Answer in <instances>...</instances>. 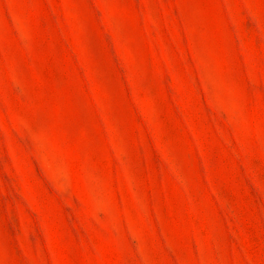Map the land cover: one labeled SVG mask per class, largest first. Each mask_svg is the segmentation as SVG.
<instances>
[{
  "label": "rangeland",
  "instance_id": "1",
  "mask_svg": "<svg viewBox=\"0 0 264 264\" xmlns=\"http://www.w3.org/2000/svg\"><path fill=\"white\" fill-rule=\"evenodd\" d=\"M0 264H264V0H0Z\"/></svg>",
  "mask_w": 264,
  "mask_h": 264
}]
</instances>
